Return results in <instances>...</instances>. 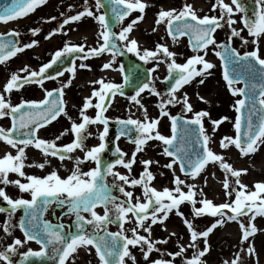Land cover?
Returning a JSON list of instances; mask_svg holds the SVG:
<instances>
[{
	"label": "snow or ice",
	"instance_id": "6c2138e0",
	"mask_svg": "<svg viewBox=\"0 0 264 264\" xmlns=\"http://www.w3.org/2000/svg\"><path fill=\"white\" fill-rule=\"evenodd\" d=\"M47 2L48 0H11L10 3L0 5V22L8 23L26 17ZM107 4L116 23L122 24L125 18L136 10L142 15L122 26L117 33L109 24L107 12L97 14L99 9L106 6V0H95L96 11L88 5V0H85L86 6L83 11L66 16L59 27L45 38L50 39L57 32H64L65 25L88 16L94 17L100 25L97 46L89 47L86 51L85 44L66 43L38 70L25 65L18 72H13L3 92H0V118L11 117L12 121L11 127H0V141L15 149V153L6 150L0 154V185H4L0 187V198L6 202V205H0V213H9V219L3 225V230L8 236L13 235L16 227H19L23 233V239L14 237L11 243L0 250V264H34L32 258L45 257L55 261V264H68L71 257L72 264H75L81 250L86 254H92L93 248L99 264H128V260L132 264H138L130 246H139L145 261H149L153 251L161 253L160 258L151 259L150 264H177V257L181 258V264H206L203 257L210 250L208 238L218 226H223L229 221H239L243 230L241 245L249 241V237L254 236L258 231L255 224H246L240 218L248 217L250 221H254L256 216H264V181L257 182L255 190L250 189L249 185L242 182V176L248 172V169L234 168L233 164L225 160L223 154H218L210 147L212 136L205 127V117L211 121L213 134L229 117L212 119L208 111L194 110L187 92L183 95L179 93L185 85L194 81L201 85L205 83L207 77L212 75L211 70L216 67L206 59L209 46H213V50L219 48V51H215V55L223 62V79L227 82L232 95L243 97L237 99L234 105L238 113L234 122L235 135L222 137L220 146L226 150L234 146L241 156L247 157L256 153L260 145H264V0H254L256 7L251 15L243 0H231V3L226 0H216L212 5V11L218 14L203 16H200L193 5L187 2L181 9L161 8L157 14L156 24H166L168 35L173 41H177L182 36L190 39L195 54L187 57L184 63L177 62L178 54L171 51L166 44L157 43L155 49H149L130 35L137 23L144 19L143 13L149 7L147 0H107ZM71 8L70 5V11ZM237 13H243L242 28L235 27L238 23L235 18ZM61 15L64 16V13ZM51 19L55 20L56 17ZM225 27L230 29V34L226 41L218 42L215 33ZM245 29L248 38L242 35ZM30 31L33 36H37L41 29L37 27ZM20 36L21 32L18 30L0 33V63L39 44L36 39L21 44L18 39ZM234 37H238L243 45L251 43L253 47L250 50L239 51L231 44ZM104 53H110L111 59L102 65L103 69L113 68L118 56L123 57L125 53H132L140 61L154 63V66L148 69L149 73H155L160 64L165 63L168 69V76L165 79H170L174 83L166 93L157 89L154 78L137 85L135 95L130 99L144 108V120L133 119L131 116L127 119L116 118V122L120 125V136H128L132 139L130 134L133 131L137 132V138L132 139L137 145L136 150L126 159L128 154L117 145L115 147L117 158L114 162L105 163L102 171L101 154L108 147L106 138L109 133V117L104 113L111 106V98L117 93L124 95L125 85L133 83L136 66H133L132 76H124L123 84L106 82L104 78L91 81L92 84H99L100 87L94 88L91 96L85 98L80 111L82 122H77L69 115L63 100L64 88L72 83V79L66 84L62 83L58 89H45L46 94L43 99H22L19 103H14L11 93L14 89L23 88L25 84L35 83L43 87L46 79L62 76L64 71L71 72L74 78L77 58L87 61L92 56H102ZM69 56L73 57L69 67L62 71L56 70L55 76L49 74V70L53 69L54 65ZM78 67L91 66L81 62ZM124 67V64L120 63V71L123 72ZM197 78L200 79L197 81ZM241 83H243L242 87L239 86ZM145 90L161 98L158 105L159 118L151 119L147 108L141 104L140 96ZM197 95L199 99L207 102L205 97L199 96V93ZM93 98H98V102L93 104ZM106 98L109 100L108 104L105 103ZM177 104L181 105L182 114L172 115L168 106ZM92 107L98 109L95 117L87 114V110ZM186 113L192 115L187 116ZM61 114L72 121L70 131L75 134L72 142L58 144L60 136L52 140L41 138L37 134L39 130L56 121ZM165 116L170 117L172 121L171 136L162 134L159 130L161 118ZM97 123L104 125L103 131L99 133L100 143L89 148L85 143L87 136L91 135L87 132V128ZM67 131L69 130L66 129L65 133ZM149 140H158L165 145L163 154L171 158L165 167L173 173L174 187H163L158 190L152 186L151 182L156 177L150 171V166L154 163L151 159L141 161L144 169L138 178L132 175L137 153L143 151L141 146L146 145ZM29 146L42 151L45 157L43 162L26 163L28 161L26 149ZM77 149L83 151L82 157L72 155ZM48 157H59L61 161L74 160L75 164L72 169H68L69 174L66 176H62L58 169L48 171L46 175L28 174L25 171L28 167L45 169L52 163ZM89 161H94L96 166L87 171L83 170L82 166ZM216 163L226 174L223 188L229 198L227 202L214 203L212 199L207 198L203 189H198L195 183L187 182L176 174V166H178L179 171L186 178L191 176L195 179L201 176L210 164ZM117 165L127 169V174L116 170ZM10 174H17L26 182L19 178L12 179ZM109 176L113 177L112 183L108 182ZM204 182L207 183L206 180ZM8 185L16 186L21 193L29 194L30 198L24 196L13 198L5 190ZM136 186L142 187V195H134L132 190H128L129 187L135 189ZM115 188H118L122 197L113 194ZM233 195L234 199H232ZM198 197L202 198L198 199ZM186 203L191 205L193 219L187 218L181 211V206ZM98 206H103V214L97 211ZM18 209H22L24 215L16 225L12 223V214ZM49 210L55 216L56 223L46 218ZM57 210L61 213L58 216ZM174 210L177 215L183 217V223L190 234L191 243L187 248L195 249L190 258L186 255L187 248L183 243L178 244L179 251H167L157 245L168 244L169 239L152 238V226L158 223L164 224ZM204 215L218 218L211 226L201 230L194 220ZM64 216H74V220L65 224ZM129 222L134 226L126 228L125 225ZM113 223L118 225V231L109 229L108 226ZM140 229L148 235H142ZM165 230H167L166 225ZM129 232L131 235L128 234ZM170 235L177 234L172 232ZM201 238L204 243L203 249L199 246ZM32 241L40 246L38 250L28 247L26 251H20ZM245 251L248 255H252L256 249L249 243L246 250L241 247L235 258L230 261L225 260L224 264H244ZM17 256L19 260L14 259Z\"/></svg>",
	"mask_w": 264,
	"mask_h": 264
},
{
	"label": "rangeland",
	"instance_id": "374dc122",
	"mask_svg": "<svg viewBox=\"0 0 264 264\" xmlns=\"http://www.w3.org/2000/svg\"><path fill=\"white\" fill-rule=\"evenodd\" d=\"M63 1V7L67 9V11L70 12L69 6L71 5L73 7H77L78 4L81 3V0H62ZM192 1H199V0H147V3L149 4V7L145 9V12L143 13L144 18H148L149 22L147 25V30L144 34L145 38V44L144 47H147L149 49H155V46L157 43H164L166 44L171 51L176 52L178 55L176 57L177 62L184 63L186 62V58L194 55L195 53L190 48L188 39L186 37H179L177 41H173L172 37L168 35L167 32V26L166 24L157 25L156 20L158 18L157 14L161 10V8H176L181 9L185 2L192 4ZM209 0H201V2H198V4L193 5L194 9L197 10L198 14L200 16L203 15H209L207 10V3ZM107 5V0H106ZM61 5L56 4L55 6L51 5L49 8L51 9L49 12H53L52 9H55L54 13L56 19L62 18L61 9L58 8ZM94 11L96 9L93 8ZM107 12V10L104 9L97 12V14ZM46 14H48L46 12ZM108 14V12H107ZM70 15H73L70 13ZM142 15L139 10H136L133 12L129 17H126L125 20L121 23L115 24L112 22L111 18L108 15V21L110 26L115 28L117 32L121 30L122 26H126L128 23H130L133 19H135L137 16ZM39 16V15H38ZM40 13V17H41ZM88 16H85L82 19H86ZM43 18V17H42ZM91 18V21L89 24L91 26L97 25L96 30L93 32L87 31V35L82 36L80 39H84V42H87L89 39L98 40V32L100 30V25L98 21L95 20L94 17H88ZM142 21V20H141ZM139 21L135 28L140 24ZM73 25L64 26V32H57L59 41H65L70 39L68 38V33L71 30L70 27ZM35 28L34 25V18L32 15H28L25 19L20 20H14L10 24L5 25L4 27H1L0 32L2 33H9L11 30H18L21 32V39L22 44L28 43L32 40V33L30 29ZM153 29H156L155 31ZM216 32V39L219 40L220 34L217 35L218 31ZM66 33V34H65ZM132 34V33H131ZM130 34V35H131ZM96 40V42H97ZM219 42V41H218ZM123 44L124 42H120ZM56 45V43H55ZM31 48L25 49L22 54H18L15 57H12L10 60L0 63V92H3L4 87L7 83V81L10 79L11 74L13 72H18L19 69L23 68L20 64H22L25 61H29L32 58L31 54ZM219 48H215L213 50V46H209V51L206 59H208L210 62L214 63L216 67L211 70L212 75L208 76L205 80L204 84H199L196 81L189 85H185L183 89L180 90V95H183L184 92H187L190 98V102L193 104L194 110L200 111L205 110L208 111L211 115L212 119H219L223 116H228L229 119L224 121L219 128L216 130L215 134L212 133V124L211 121L205 117V127L208 130V134L212 136V142H210V147L217 152L218 154H223L225 156V160L231 164H233V167L236 169H248V172L242 176V182L249 185V188L252 190H255V184L257 182L264 181V165L261 169H259V162L263 159L264 160V145H260L257 152L254 154H250L247 157L241 156L239 153V150L236 149L234 146H230L229 149H223L220 146V140L222 137L228 135V136H234L235 135V128H234V122L235 118L238 115V113L235 110V103L237 99H240V96H234L232 95L231 91L227 87V82L223 79V70H222V64L217 55H215V51H219ZM109 54V53H107ZM201 54H203L201 52ZM111 57V54L105 55V59H109ZM137 61L142 64L144 68L147 70L154 66L153 62L145 63L143 61H140L138 57H136L132 53H125L123 57H117V63L113 66L111 72H115L116 79H105L106 82H116V83H124V72L127 73V69L129 65L131 64V61ZM21 62V63H20ZM20 63V64H19ZM120 63L124 64V71H120L119 65ZM30 66L29 64H26ZM25 66V65H24ZM202 67V66H198ZM149 72V71H148ZM168 74L167 65L165 63H161L160 67L157 69L155 73H149L148 78L144 81L147 82L150 78L155 79V85L157 89L162 92L166 93L164 88L163 80ZM23 75V73H21ZM200 78H197V81ZM142 84V83H141ZM79 87V84H77ZM240 86V85H239ZM33 84H25L23 88L21 89H14L11 93V97L14 103H19L22 99H33L32 93H33ZM99 84H89L88 91L85 94L76 92V95L73 97H66V109L69 113V115L76 120L77 122H82V118L80 117V111L82 109V106L85 102V98L91 96L92 91L94 88H99ZM137 90L136 88H129L127 85H125L123 92L124 95H120L117 93L113 98H111V101L114 99H120L123 101V105L120 107H117L115 109H110L111 111V117L110 119L116 120L117 117L120 119H127L129 116H131L133 119H141L144 120V108H141L140 105L135 104L134 101H131L130 97L132 95H135V92ZM197 93H199V96H203L206 98V101H202L199 99ZM141 104L144 105L145 108H147L149 117L151 119L159 118L160 117V109L158 107L160 102V97H157L156 95L152 94L149 90H145V92L141 93ZM73 100V101H72ZM72 102L74 105H69V102ZM98 102V98H93V104ZM147 103L146 105L144 103ZM106 104L109 103L108 98H106L105 101ZM168 110L171 112L172 115H176L178 113L182 114V108L181 105L177 104L175 106L169 105ZM98 109L95 107L89 108L87 110V114L89 116L95 117L97 114ZM185 115L191 116V113H186ZM57 123H61L65 126V130H69L65 133V130L63 131L64 136H69L71 134V124L72 121L69 120L66 116L62 115L58 118V120L55 121L54 125ZM172 121L170 117L165 116L161 118V122L159 125V130L162 132V134L171 136L172 130H171ZM53 126V125H52ZM51 126V127H52ZM68 126V127H67ZM0 127H11V117H4L0 118ZM49 127V129L51 128ZM48 128L44 130L39 131V135L41 138H44V136H49V139H55L53 134L50 133V130ZM91 133H93V130H91ZM63 138V136H61ZM58 144H63L61 142V139L57 141ZM115 145H118L121 150L128 154L126 159L131 157V154L136 150L137 145H129L126 143L124 139L119 138L118 140H115ZM143 148V151L137 153V161L135 164H133V171L132 175L134 177H139V175L142 173L144 169V165L141 163L143 159H151L154 161V163L150 166V171L153 172L155 175V179L151 182L152 186H155L158 190L162 189L163 187H174L172 184L173 181V173L170 169L165 167L170 162L169 157L163 154V149L165 145L163 142L158 140H149L146 145L141 146ZM6 150L12 151L15 153V149H12L11 146L7 145L5 142L0 141V154H3ZM27 155H28V161L26 163H33V162H43L45 159L43 153H40V151H37V149L34 146H29L26 149ZM73 156H83L84 153H81L79 151H75ZM48 159L51 160V165H47L45 169H39L37 167H28L25 169V171L28 174H36V175H46L48 171L58 169L60 174L62 176H66L68 173V169H72L74 167L75 161L74 160H68L65 159L64 161H61L59 157H48ZM158 161V163H155ZM256 163V164H255ZM94 161L86 162L82 167L83 170L87 171L89 168L95 167ZM104 166V165H103ZM116 170L120 171L123 174H127V169H125L123 166L117 165ZM213 173L215 175H213ZM176 174L180 175L182 179H186L187 182L195 183L198 187V189H203L204 194H206L207 198L212 199L214 203H223L227 202L229 198L226 196L225 189L223 188V181L226 178V174L222 168H220L219 164H210L203 173H201V176L196 177L193 179L191 176L185 177L180 171L179 167L176 166ZM10 178L12 179H21L23 182H26L24 178L18 177L17 174H10ZM108 182H113V177L109 176ZM231 179V178H230ZM207 181L205 184L204 181ZM214 180L216 185V193H212L210 189H207V185L209 181ZM0 187H4V185H0ZM7 193L12 196L13 198H19L20 196L29 197V194L21 193L19 189L14 185H8L5 189ZM128 190H132L134 192V195H142V187L136 186L135 189L129 187ZM122 196V194H120ZM202 197H198L200 199ZM234 199V195L232 197ZM200 206V205H198ZM181 211L184 212L185 216L189 219H193L192 216V209L190 204H184L181 206ZM131 215V214H130ZM251 215V214H249ZM169 218H176L180 219L182 221V230L181 231H174L177 235L171 236L170 234H166L163 232V226L164 224H156L152 226V238L154 240L159 239H169L168 244H160L157 245V247H160L162 250L167 251H179L178 244L185 243V247L187 248L188 244L191 243L190 240V234L186 228V225L183 223V217L177 215L175 213V210L172 214H170ZM218 217H212L211 215H204L201 217H196L194 220V223L199 227V229L204 230L207 227L211 226L212 223L215 222V220ZM241 220H243L246 224H255L258 231L264 233V216H256V219L254 221H250L248 217H241ZM8 219L5 220V222ZM12 223L14 224V219L12 218ZM230 223H234L236 225V235L228 236V238L223 239L218 244L214 245L211 238H215V236L225 233V230L227 226ZM128 228L134 226L131 222L127 223ZM242 229L240 228V222L239 221H229L227 224L223 226H218L216 229L213 230L212 233H210L208 241L210 245V250L205 254L203 259L206 261V264H224L225 260H232L235 258V254L241 247H243L245 250L248 248L249 243L254 245L256 252L252 255H248L245 251L243 254V260L244 264H264V245L260 243L259 238L255 240L251 236L249 237V241H246L241 245V239H242ZM2 229L0 228V250L3 249L5 244V237L7 239H14L16 237V228L13 230V235L8 236L6 233L2 234ZM140 233L142 235H148V233L144 232L142 229H140ZM5 235V237H4ZM255 235V234H254ZM199 246L201 249L204 247L203 238L199 241ZM136 247V246H135ZM134 247V248H135ZM139 250L140 247L138 246ZM195 252V249L193 248H187L186 255L190 258L192 254ZM86 254L81 250V254L76 257L75 264H86L87 261L90 262V264L93 263V260L97 259L95 254ZM135 255V254H134ZM136 256V255H135ZM161 253L153 251L151 254V259H157L160 258ZM137 258V257H136ZM168 259H171V257H166ZM260 258V259H259ZM88 259V260H87ZM138 259V258H137ZM210 259V260H207ZM97 261V260H96ZM177 264H181V258H176ZM68 264H72V260L68 261Z\"/></svg>",
	"mask_w": 264,
	"mask_h": 264
},
{
	"label": "flooded vegetation",
	"instance_id": "af4514ba",
	"mask_svg": "<svg viewBox=\"0 0 264 264\" xmlns=\"http://www.w3.org/2000/svg\"><path fill=\"white\" fill-rule=\"evenodd\" d=\"M215 2H216V0H209V2L207 3V10H208L209 15L210 14H218L217 12L212 11V5ZM226 2L231 3V0H226ZM243 2L247 8L249 15H251L253 9L256 7V5L254 4V0H243ZM56 4L61 5L60 7H58L61 9V12H59V13L60 14L64 13V16L61 15L62 18H57L55 20H52L51 17H55L56 13H54L55 9H52V11H53L52 13L49 12L51 10L49 7L51 5L55 6ZM88 5L95 9V0H88ZM85 6H86L85 0H81V3L78 4L77 7L71 8V11L69 12V11H67V9L65 7H63V1L62 0H48L47 4L38 7L35 12L31 13L32 17L34 18L35 28L38 27L41 29V32L37 36L32 37V39L38 40L39 44L30 49L31 54H32L31 60L29 59V61H25L22 64H20L21 63L20 62L19 64L23 67H24V65L29 64L32 69L38 70L39 67L42 66V64L47 63L52 59V56L56 50L62 49L65 46V44L69 43V42L73 43V44H85L86 51L89 47L97 46V42H96L97 39L96 40H94V38L89 39L87 42H84V39H80V38H82V36L87 35V29L85 28V24H87L91 21V18H88V17L86 19H81V20L76 21V22H71L70 24L67 25V26L73 25L72 27H70L71 30L68 33V38L71 37L68 40L60 42L59 38H58V33L53 35L50 39L45 38L46 36H48V34L50 32H52L54 29H57L59 27L60 23H62L63 19L66 16L70 15V13H72L74 15L78 11H83ZM46 12L48 14H46ZM40 13L42 15L41 17H40ZM242 16H243V13H237L235 15V18L238 21V23L235 25V27H237V28L243 27V23H242V19H241ZM95 30H96V26L94 27V31ZM218 34H220V36ZM229 34H230V29H228L227 27H225L224 29H220L217 33V35L219 36V40L221 42L226 41ZM242 35L245 36L246 38H248L247 29L244 30ZM55 43H56V45H55ZM231 44L233 47H236L241 52H243L245 50H250L253 47V45L251 43H249L248 45H243V42L238 37H234L231 41ZM19 54L21 55L22 53H19ZM105 55H106V53H104L102 56H92L87 61H81L77 58L76 59L77 71H76L74 78L72 77L71 72L66 71L62 76L56 77L54 79L45 80L43 87H41L38 84L33 83V85H34L33 90H32L33 91V93H32L33 99H43V96H45V94H46L45 89H47V90L58 89L61 87L62 83L66 84L69 79H72V83L64 88V93L67 97L71 98V97L75 96L77 91L79 93L86 95V93L89 89L88 86H89V84H91V81L99 80L100 79L99 75L101 73H107V72L112 71V68L111 69H103L102 68V65L104 63H107L111 59V57L109 59H105ZM81 62L87 63L91 67L90 68H79L78 65ZM135 62H137V61H135V60L131 61V65L134 64ZM88 74L92 75V80L85 85L86 78H87ZM77 84H79V87ZM71 104L74 105L72 102H71ZM110 109H112V108L108 107L107 111L104 113L105 116L109 117V133H108V137L106 138V143L108 144V147L106 148L105 152L101 154V160L110 159V162H114V160H113L114 158L112 156V150L115 148L113 145H114L115 140L118 137V134L116 131V126L118 123L115 120L110 119V117H111ZM103 127H104V125L99 124V123L92 124V125L88 126L87 132L91 133V130H93V133H91V135L87 136V139L85 141L87 147L90 148L93 146H97L100 143L99 133L103 131ZM49 130H50V133L53 134L54 137L63 136V138L62 137L60 138L61 142L63 144L71 143L72 140L74 139V136H75L74 133L69 134V136L61 135V133H63V131L65 130V126L61 123H57V124L53 125ZM44 138L49 139V136H44ZM121 138L126 139V141L130 145L135 144L132 141H129V139L126 137H121ZM39 151H41V150L39 149ZM76 151L83 152L79 149H77ZM41 153H42V151H41ZM113 194L120 196L121 193H119L118 188H115V189H113ZM0 205H6V202L3 201L2 198H0ZM65 211H66V209H65ZM97 211L100 214H103V206H98ZM60 214H61L60 210H57L56 215L58 216ZM23 215H24V212L22 209L17 210L14 214H12V218L14 219V224L18 225L19 220ZM85 215H89V214L85 213ZM46 218L49 219L50 221H52L53 223L57 222L56 218L52 214L51 210H49V212L46 214ZM6 219H9V213H0V228L3 231L2 234L5 233L3 230V225H4ZM73 220H74V216H71V217L64 216L65 224L71 223ZM125 226H126V228H128L127 223ZM108 227L111 231H118L119 230L118 225L115 223L110 224ZM128 234L131 235L130 232ZM4 237H5V235H4ZM16 237H20L21 239H23V233L19 229V227H16ZM11 242H12V239H7L5 237L4 246L8 243H11ZM28 247H31L34 250H38L40 246L35 241H32V242H29V244H27L24 248L20 249V251H26ZM130 248H131V251L133 252V254H135L136 257L138 258L137 259L138 264H150L151 260H149V261L144 260L143 252L141 250H139L138 246H136L135 248L133 246H130ZM93 255H94V253H93ZM14 259L19 260V256L14 257ZM127 259L128 258H126V260ZM70 260H72L71 257H70ZM86 264H89V261H87ZM92 264H99V260L96 261L94 259ZM128 264H132V262L130 260H128Z\"/></svg>",
	"mask_w": 264,
	"mask_h": 264
},
{
	"label": "bare ground",
	"instance_id": "6f19581e",
	"mask_svg": "<svg viewBox=\"0 0 264 264\" xmlns=\"http://www.w3.org/2000/svg\"><path fill=\"white\" fill-rule=\"evenodd\" d=\"M192 2H193L192 4L196 6V4H198V2H201V0L192 1ZM148 22H149V19L148 18H144L140 22V24L135 28V30L132 32V34H131L132 37L138 39V41H139V43L141 45L145 44L144 34H145L146 30H147ZM94 27H95V25L91 26L89 23L85 24V28L89 32H93ZM99 78H104V80L107 79V78L115 80L116 79V75L114 73H112V72L101 73L99 75ZM91 80H92V75L88 74L87 78H86L85 85L87 83H89ZM144 104L146 105L147 103L145 102ZM122 105H123V101L122 100L115 99V100H113L111 102V106L109 108L115 109V108L120 107ZM263 165H264V160L262 159L259 162V169H261L263 167ZM207 189H210L212 193H216L217 188H216L214 180L209 181V183L207 185ZM181 224H182V221H180V219L169 218L165 222V225L167 226V230H165V225H164L163 226V232L166 233V234H170V233H172L174 231H178L179 232V231L182 230V225ZM263 228H264V226H263ZM223 231H225V233H221V234L215 236L214 239H213V237L211 238V240H212L214 245L218 244L223 239L228 238V236H233L234 237L236 235V232H237L236 231V225L234 223H230L227 226V228L225 230H223ZM253 238L255 240H257V238H259L260 243H262L264 245V233L263 232L257 231ZM184 245H186V244L184 243ZM207 260H210V259H207Z\"/></svg>",
	"mask_w": 264,
	"mask_h": 264
},
{
	"label": "water",
	"instance_id": "95a60500",
	"mask_svg": "<svg viewBox=\"0 0 264 264\" xmlns=\"http://www.w3.org/2000/svg\"><path fill=\"white\" fill-rule=\"evenodd\" d=\"M11 2V0H3V2H2V5L3 4H5V3H10ZM111 15H113V13L111 12ZM190 40V39H189ZM190 44H191V42H190ZM191 46H192V44H191ZM72 58V57H71ZM65 59H67V58H65ZM65 59H63V61L62 62H59L58 63V67L60 68V70H63V69H65V67H62L61 68V66L65 63ZM57 65H55V67H56ZM136 66V75H135V77H134V81H133V83L132 84H137L140 80H142L144 77H142V73H141V69H140V67L138 66V65H135ZM130 73H131V75L130 76H132V74H133V68H132V70H130ZM50 75L51 74H53V73H49ZM141 78V79H140ZM166 81V86H167V89H169V87L171 86V84L172 83H174V81H172V80H170V79H166L165 80ZM131 84V85H132ZM53 98H55V95H54V97ZM44 259H47V257H45ZM34 260V259H33ZM53 262V264H54V261H52ZM52 262L49 260L48 261V264H52Z\"/></svg>",
	"mask_w": 264,
	"mask_h": 264
}]
</instances>
